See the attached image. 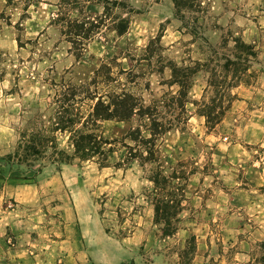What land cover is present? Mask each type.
Segmentation results:
<instances>
[{
    "label": "rangeland",
    "instance_id": "obj_1",
    "mask_svg": "<svg viewBox=\"0 0 264 264\" xmlns=\"http://www.w3.org/2000/svg\"><path fill=\"white\" fill-rule=\"evenodd\" d=\"M58 3L0 0V224L27 225L21 246L44 264H135L119 239L122 224H141L145 233L135 247L137 264H264V0H196L183 17L172 0H129L139 13L127 33L117 39L102 28L93 39L100 47L87 49L89 42L78 60L55 24ZM82 9L102 12L82 5L68 13ZM235 41L252 46L254 55ZM235 56L241 72L217 67ZM173 65L198 70L186 114L164 107V96L178 89L167 80ZM67 84L98 95L125 90L156 106L162 122L173 125L156 140L158 162H125L126 146H137L126 137L141 124L137 117L99 122V132L117 141L105 162L75 158L61 132L55 142L69 160L52 149L31 169L9 160L21 133L50 126L56 94ZM230 84L237 86L229 90ZM209 108L212 116L223 112L218 124L191 119ZM156 164L166 175L194 172L177 231L166 237L153 222L149 176ZM79 222L96 224L91 238L80 236ZM18 236L0 231V249L14 248Z\"/></svg>",
    "mask_w": 264,
    "mask_h": 264
},
{
    "label": "trees",
    "instance_id": "obj_2",
    "mask_svg": "<svg viewBox=\"0 0 264 264\" xmlns=\"http://www.w3.org/2000/svg\"><path fill=\"white\" fill-rule=\"evenodd\" d=\"M172 1L179 16V14L182 15L183 8L191 9L196 0ZM82 5L83 7L100 6L102 12L94 13L92 16L84 15L83 9L78 11L77 16L68 13L69 7L72 10H78ZM57 10L55 24L60 26L61 34L71 44V50L78 52L75 54L77 60L81 57L86 45L99 34L102 28L114 31L118 37L124 36L129 29L131 16L139 13L129 4V0H59ZM235 43L237 49H242V52L250 56L254 55L252 46L241 41H235ZM245 61L248 62L247 58ZM217 67H220L222 71H230L233 68L235 73L241 72V60L239 56H235V60L223 58L222 64L218 63ZM170 68L172 71L170 83L178 89L164 96L165 99L168 97L166 100L168 103L164 107L170 109L175 106L186 114L185 105L188 103V93L193 84L191 79L198 70L192 66L173 65ZM223 84V81H220L215 86H223ZM236 86L230 84L228 88L231 90ZM86 101L92 104L88 112L83 113L82 106ZM160 103L164 104L163 101ZM54 105L56 108L50 126L29 135L21 133L16 151L8 156L9 160H16V164H24L31 169L33 162L47 149H52L54 155L60 157V161L69 160V156L59 150L55 142L54 135L61 132L68 134V141L75 158L87 161L97 157L101 162H105L106 156L113 151L112 146L117 141L109 140L99 132V122H126L137 117L141 124L126 135L137 146H126L128 154L125 162L139 160L141 165H153L158 162L159 154L156 140L173 129L172 122H168L167 125L162 122L164 116L157 111L156 106H145L139 98L125 90L98 95L96 92L84 90L83 86L67 84L63 85L56 94ZM222 113L212 116V108H209L199 115L205 118L207 125H216L220 122ZM143 130L148 133V137L142 135ZM192 174H194L193 171L185 174V172L173 170L166 175L160 164H156V167L150 170L149 181L153 184L151 189L153 222L163 226L162 234L165 237L177 231L174 224L179 222V215L185 201V183L188 176Z\"/></svg>",
    "mask_w": 264,
    "mask_h": 264
},
{
    "label": "crops",
    "instance_id": "obj_3",
    "mask_svg": "<svg viewBox=\"0 0 264 264\" xmlns=\"http://www.w3.org/2000/svg\"><path fill=\"white\" fill-rule=\"evenodd\" d=\"M112 33L115 35L117 39L122 38V37H118L114 31H112ZM95 43H96L95 40L90 41V43L87 46V49L92 46L93 47L96 46L97 44ZM97 47H100V46L97 45ZM171 78H172V75L170 72L169 76H167V80H170ZM195 87L196 85H193L191 87L189 95L191 96L193 95L192 91L193 92L195 91ZM195 97L196 95L192 96L193 99H196ZM191 119H197V121H200L201 119L202 122L204 120L203 116L197 113H195L191 117ZM85 216L88 217L90 221H92L91 220L92 217L90 216V214H85ZM80 223L81 222H79V224H75V227L78 230L79 229L81 230L80 236L85 237V238H91V234H92L91 229L93 226H96V224H91L90 222H88L87 224H80ZM21 225L22 227H20ZM21 225L20 224H4L3 226L2 224H0V231L4 230L5 233H7V231H10L11 234H15V233L19 234V236L16 237L17 241H16V246L14 248L7 247V250L0 249V264H44L40 260V256L38 254H34V253L29 254L25 246H21L24 243L23 241L26 238L27 231H29V227L27 225H23V224ZM152 225L153 224H144L143 227H148ZM121 229H123V233L120 235V238H119L120 242L123 246L126 247L125 248L126 253L131 257V259L135 261V264H137L138 258L135 253V247L136 245L141 244L142 241L145 240L146 238L145 233L144 234L142 233L141 224H122ZM131 249L133 250V253H131L132 252Z\"/></svg>",
    "mask_w": 264,
    "mask_h": 264
}]
</instances>
